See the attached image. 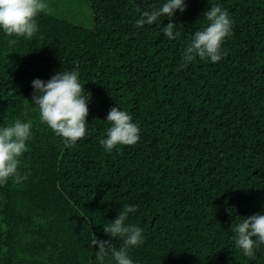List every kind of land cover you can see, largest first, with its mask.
<instances>
[{"label": "trees", "instance_id": "obj_1", "mask_svg": "<svg viewBox=\"0 0 264 264\" xmlns=\"http://www.w3.org/2000/svg\"><path fill=\"white\" fill-rule=\"evenodd\" d=\"M44 2L32 39L9 46L17 38L0 29V127L33 125L18 167L27 179L0 185V264H99L90 241L122 245L103 228L124 205L143 229L134 264H264V245L246 257L231 230L264 215V0H186L143 28V12L166 0ZM212 5L234 22L226 55L181 67ZM168 23L178 38L163 34ZM76 69L88 126L66 148L34 110L32 82ZM113 107L133 116L140 140L107 152Z\"/></svg>", "mask_w": 264, "mask_h": 264}, {"label": "clouds", "instance_id": "obj_2", "mask_svg": "<svg viewBox=\"0 0 264 264\" xmlns=\"http://www.w3.org/2000/svg\"><path fill=\"white\" fill-rule=\"evenodd\" d=\"M48 7L44 0H0V29L7 37L17 38L8 39V45H16L19 38L32 39L39 32L37 17L46 12ZM177 10H186V0H166L159 9L153 7L150 11H144L142 18L136 21V26L143 28L145 24L153 25L161 17L171 19ZM204 16L207 25L195 32L192 41L184 49L181 67L186 68L197 57L216 63L226 55L222 45L232 35V18L219 5H212ZM162 32L170 40L180 36L174 23L163 26ZM79 77V69L63 70L47 82L40 79L32 82L35 89L31 102L36 106L34 110H38L42 123H46L57 136L64 139L66 148L75 146L87 133L90 94L85 93V85L81 84ZM107 122L112 126L107 130V138L100 140L105 151L111 152L118 146H134L139 142L140 125L133 122L129 112L113 107L108 113ZM32 127L30 120L22 122L19 119L11 126L0 127V185L12 178L18 183L27 179L26 175L19 174L18 167L20 157L28 151V141L33 136ZM136 210L135 206L124 205L118 218L103 228L113 240L123 241L119 248L110 241L96 237L91 239V246L99 247L96 252L99 264H105L109 254L116 264H134L129 249L144 243L143 229L126 221L129 214ZM231 230L236 233L237 248L242 249L246 257L254 259L256 249L264 245V215L242 218L232 225Z\"/></svg>", "mask_w": 264, "mask_h": 264}, {"label": "rangeland", "instance_id": "obj_3", "mask_svg": "<svg viewBox=\"0 0 264 264\" xmlns=\"http://www.w3.org/2000/svg\"><path fill=\"white\" fill-rule=\"evenodd\" d=\"M88 25V24H87Z\"/></svg>", "mask_w": 264, "mask_h": 264}]
</instances>
